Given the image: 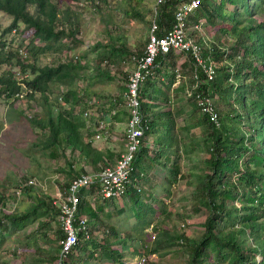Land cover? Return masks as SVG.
<instances>
[{"label": "trees", "instance_id": "16d2710c", "mask_svg": "<svg viewBox=\"0 0 264 264\" xmlns=\"http://www.w3.org/2000/svg\"><path fill=\"white\" fill-rule=\"evenodd\" d=\"M72 1L0 0V11L12 18L3 31L17 30L23 23L22 31L30 36L26 44L21 43V46L13 49L9 46L6 48L5 41L0 39V65L8 64L6 69L0 71V98H3L8 108L16 109V103L28 102V107L32 109V104L35 106L32 101L34 94L40 93L44 102H50V94L59 86L63 87L64 90L55 99L67 107L60 104L56 114L51 113L50 109H45L42 115L26 116L23 110L18 111V114L33 127L48 132L44 142L54 147L51 151L53 154L49 153L52 158L58 156L55 147L61 146L69 152H76L79 159L88 160L92 166L101 162L102 169L107 166L105 159L111 157V152L106 155L90 140L92 133L89 131L97 127V122L94 124L89 117H84L83 112L97 109L80 96L83 91L77 85L79 78L85 74L87 64L80 58L60 59L50 64L37 63L38 54L45 51L70 49L67 39L74 38L78 32L79 20L75 19L78 15L72 13L69 7L64 10L61 8ZM177 4L178 0H165L156 4L157 34H162L170 27ZM200 20H204L209 27L208 38L201 31L193 29ZM185 26L192 28L189 34L201 44L202 56L214 63L213 75L207 78L202 67L194 65L188 54L181 51L170 48L157 55L154 70L157 65L160 66L162 79L156 78L153 70L142 83L139 94L140 112L148 120L149 127L142 138L140 150L131 162L123 198L108 199L114 203L121 202L120 199L125 201V208L117 206L116 213L126 210L134 219V224L119 236L117 228L109 222L104 223L100 216L106 205L93 208L87 198L94 192L100 195V186L92 184L82 188L77 218H86L88 235L85 231L80 232L64 264H103L104 261L128 264L121 261L124 253L115 247L116 243L121 242L117 237L123 239L121 243L129 245L131 255L138 257L162 254L177 245L185 234L155 226L160 218H166L165 215L169 218L166 197L156 194L153 189H145L141 182L147 177L152 165L165 153L169 159L168 186L175 182L182 176L179 166L181 153L187 156L193 148H197L199 141L205 152L201 158L205 168L194 169V166H190L186 183L193 186L199 203L207 213L201 222L203 231L200 238L185 242L184 249L189 251L186 264H205L208 256L212 257V264H264V0H201L187 15ZM194 33H198V38ZM121 45L126 47L124 43ZM20 48L27 51L25 57L20 54ZM115 50L123 53L128 51L126 48L121 49L120 44H104L99 59L112 60ZM141 52L128 55L132 66L134 64L130 55ZM182 53L186 60L180 65L189 68L194 80L190 87L193 89L192 94H184V98L190 102L192 113L197 115L191 122L188 121L191 118L185 119V123L177 129L176 118L181 110H172L169 92L183 90L184 83L175 82L178 73L175 63ZM100 63V60L96 62V68L102 74L107 73L106 69H100ZM16 69L29 72L30 76L23 78L25 87L18 82ZM194 83L195 88H192ZM20 92L25 94L22 97L15 96ZM125 92L124 87L122 93L125 95ZM194 93L212 99L218 114V127L201 113L195 103ZM124 95L122 99L125 103ZM116 101L118 98L111 101L108 109L110 112L107 116L110 119L119 115ZM80 102L82 113L77 114L75 106ZM124 114L125 118H115L127 120V110ZM198 125L204 126L203 137L185 141V132ZM157 130L165 136L162 141L156 140L159 148L151 154V147L145 144ZM72 164L69 161L67 181L63 183L62 192L66 191L73 179L84 173L83 169L71 167ZM31 186L21 188L24 195L33 197L31 204L24 210L5 212L2 207L8 195L0 193V248L11 235H19L20 231L29 227L26 238L32 240L33 250L42 251L39 257L44 261L41 262L55 264L63 232L60 226L55 227L51 234L45 228L52 226L51 223L58 218L59 208L50 196L32 193ZM100 225L106 231L99 229L101 234L97 236L93 233L94 228ZM149 228L155 229L157 234L147 247L145 235ZM40 239L49 242L48 246L41 248L38 245ZM257 256L261 257L259 262Z\"/></svg>", "mask_w": 264, "mask_h": 264}, {"label": "rangeland", "instance_id": "374dc122", "mask_svg": "<svg viewBox=\"0 0 264 264\" xmlns=\"http://www.w3.org/2000/svg\"><path fill=\"white\" fill-rule=\"evenodd\" d=\"M156 3L157 0H74L69 4H64L61 8L62 10L69 7L72 13L78 15V18H75L79 20L78 32L74 38L69 37L67 39L70 49H64L60 52L45 51L38 54L37 63L41 65L44 63H55L60 59H82L87 64V67L85 68L84 76L79 78L77 83L78 87L83 91V93L80 92V96L84 97L83 99H96L102 105H105L97 109L100 115L102 114L100 112H103V116L101 115L100 117H106L109 114L110 111L108 112V109L111 105L108 104L110 100L118 97V101L115 102L119 111L118 117L125 118L126 105L121 93L122 88L125 87L127 74L132 68L128 55L131 52L135 53V51L143 50L147 35L150 32L151 20L155 17ZM71 16L75 17L74 14H71ZM258 18L261 19L262 16H258ZM11 19V16L0 11V39L5 41L6 48L9 46L13 49L21 46V43L26 44L30 36L27 35V32L22 31L23 23H20L17 30L4 32V28L11 22ZM66 26L68 27L69 24ZM191 31L192 28L188 26L187 32L190 33ZM198 33H194L197 38L199 36ZM201 33L208 38L209 27L206 23L201 27ZM123 43L128 51L123 53L115 50L111 56L113 57L112 60L99 59V52L104 44H120V48L125 49L121 45ZM179 56L185 57V54L182 53ZM180 57L175 63V68L178 72L175 76V82H183L184 87L182 91L177 93L169 92L172 110H181L180 115L176 118L177 129L185 123V119L191 118L188 120L191 122L197 115L192 113L190 102L184 98L185 89H190L194 80L189 68H184V66L180 65ZM99 60L101 61L100 69H106L107 73L102 74L96 68V62ZM7 67L8 64L3 63L0 65V71ZM58 93L61 92H58L56 88L51 94L52 101L50 100V102H44L40 93H36L34 94V100H32L35 104V106L32 104V109L28 107V102H18V104H15L16 109L8 108L9 112L6 117L3 111L7 104L2 97L0 98V193L5 196L8 195L4 203L5 212L27 208L33 201L32 193L48 195L55 203H59V196L64 189L63 183L67 181L66 178L69 172L68 162L73 158L69 154V150L61 146L55 147V150L58 151L56 152L58 156L52 158L50 154H53L51 151H53L54 147L47 146L44 142L48 132L33 127L25 118L21 119L18 114V111L23 110L26 116L33 114L42 115L45 109H50L51 113L56 114L61 104L59 100L56 101L55 99ZM78 104V106H75V112L81 114V102ZM61 105L67 107L65 104ZM112 120H116V118L112 117ZM121 126L122 124H114L118 137L124 138L120 129ZM203 134L204 126L198 125L185 132L184 140L193 139L192 141H195L202 138ZM164 136V133L160 130L152 134L150 142L151 154L159 148L156 140L162 141ZM121 143L122 140H116L112 146L114 152L121 150ZM201 146L202 144L199 141L197 148L195 150L193 148L187 156H183V153H181L179 166L182 176L175 179L172 184L169 183V186V159L167 160L166 153L152 165L147 177L141 182L145 189H153L156 194L165 196V201L168 203L169 218L165 215L166 218L163 220L160 218L155 226L173 229L178 234L183 233L186 235L169 251L165 250L162 254L145 256L146 261L144 264H186L189 251L184 249L185 242L187 240L197 241L200 238V234L203 231L201 222L207 212L199 203L193 186L188 185L186 179L188 178L187 173L190 166H194V169L197 167L205 168L201 162V158L205 154ZM29 180L35 181V184L31 186V196H26L21 191L15 208H11L10 202L14 200L17 186ZM165 188L169 190L167 191ZM120 200L121 202L106 204L104 209L106 208L107 210L101 212L100 216L104 223L113 224L119 231V236H122L125 230L134 224V219L128 215L126 210L120 214L114 211L117 206L123 207L126 204L125 201ZM58 223L57 218L55 222L51 223L52 226L48 229L45 228V231L51 234L55 227L60 226ZM99 229L106 231V229L102 228V225L100 227L96 226L93 233L97 236L101 234ZM28 230L29 227L24 231H20L19 235H11L3 243L0 248V264H50L47 261L41 262L44 261L40 260L39 257L42 251L33 250L32 240L26 238ZM156 234L157 231L155 229L149 228L147 230L145 235L147 247L150 246L153 236ZM117 240L124 242L120 237H117ZM121 242L115 244V247L124 253L121 261H125L128 264L138 262V256L129 253V245ZM48 244L49 242L43 239L38 242L41 248L47 247ZM212 261V257L208 256L205 264H212ZM102 263L111 264L109 261Z\"/></svg>", "mask_w": 264, "mask_h": 264}, {"label": "built area", "instance_id": "2783aa9c", "mask_svg": "<svg viewBox=\"0 0 264 264\" xmlns=\"http://www.w3.org/2000/svg\"><path fill=\"white\" fill-rule=\"evenodd\" d=\"M164 1L157 0L156 4ZM200 1L178 0V4L173 12L171 25L162 34H157L159 27L156 21L157 9H155V17L151 21V28L144 49L139 54L130 55V60L134 66H132L130 72L127 74L125 82L126 92L124 98L128 116L124 126V150L112 164L105 166L101 170H98V172L82 174L73 179L66 191L60 194L59 203L56 204H58L59 208L58 222L63 236L59 240L60 250L55 264H64L67 254L77 243L81 231H85L86 235H88L86 218H77L80 190L88 185L98 184L100 186V195L103 199L119 198L125 191L129 180L131 162L140 150L142 138L149 127L148 120L140 112V89L144 80L153 73L157 55L168 51L170 48L181 51L188 54L194 65L202 67L207 78L213 75L214 63L202 56L201 44L187 32L185 26L187 15L199 5ZM204 24L205 21L200 20L193 26V29L201 31V27ZM19 52L23 57L27 55V51L24 49L20 48ZM15 73L20 85L25 87L23 78H28L30 76L29 72H22L20 69H16ZM192 88H195V83ZM192 90L187 89L185 94L191 95ZM24 94L25 92H20L15 96L22 97ZM194 99L201 113L207 117L210 123L218 127V114L212 99L200 93H194ZM111 114H113V111ZM83 115L84 117H90L91 112L88 110L84 111ZM109 122V120H98L96 127L98 132L97 137L107 133ZM32 184H35V181L29 180L20 184L15 190V197L20 195L21 188ZM260 260L261 257L257 256V261L259 262ZM145 261V256L138 257V262L141 264H144Z\"/></svg>", "mask_w": 264, "mask_h": 264}, {"label": "crops", "instance_id": "0c3cea01", "mask_svg": "<svg viewBox=\"0 0 264 264\" xmlns=\"http://www.w3.org/2000/svg\"><path fill=\"white\" fill-rule=\"evenodd\" d=\"M153 20V19H152ZM151 20V21H152ZM144 49V48H143ZM135 52H139V51H135ZM186 58L183 56V57H180V62L183 63V61H185ZM186 63V62H185ZM160 66L157 65L156 66V70H154V73L153 75L156 77V78H160V80L162 79V70H159ZM58 92H62L64 90L63 87H58ZM60 90V91H59ZM187 89H185V92H186ZM59 94V93H58ZM123 93H121V97L123 98ZM118 98V97H117ZM50 100L52 99V95L50 94ZM87 104L88 105H93L96 107V109H100L101 107H104L105 105H102L100 102H98L96 99H88L86 98L85 99ZM114 100V99H111L110 100V103L108 105H111V101ZM52 101V100H51ZM32 102V101H30ZM25 103V102H24ZM34 103V102H33ZM8 106V105H7ZM9 110H8V107H5L4 111H3V114H5V117L7 116ZM100 113H103L102 111ZM112 113V111H111ZM101 115L98 113V110L97 111H92L91 112V115L89 117L90 121H92L94 124L96 122H98V120H102V121H106V120H109V124L107 125V133H105L104 135L100 136V137H97V130H96V126H94V128H92L89 132L92 133L91 134V137H90V140L92 141L93 145L100 149L102 152H105L106 155L109 154V152H111L110 154V158L108 159H105L107 164H112L115 159L118 157V155L124 150V138H119L118 135L116 134V129L114 127V124L115 125H120L122 124V126L120 127V129L122 130V135L124 136V125H125V122L126 120L124 119H121L118 118L116 120H112L110 119L111 117H108L106 116L105 118L104 117H100ZM115 117H118L115 116ZM114 118V117H113ZM89 122V120H88ZM117 122V123H116ZM115 129V131H114ZM122 140V143H121V150L118 151V152H114V150L112 149V146L115 144L116 140ZM151 137L148 138V141L146 142V146L150 147L151 144ZM67 152V151H66ZM69 152V151H68ZM69 154L72 156V160L71 162H73L72 166L76 169H83L84 170V173L83 174H86V173H91V172H98V170H101L100 168L103 166L101 162L97 163L96 166H92L88 160H85V159H79L78 158V155L76 152H69ZM69 163V162H68ZM96 194L97 193H93V194H90L87 198L88 200L92 203V207L93 208H97L98 206L100 205H109L112 203H114V201H111V200H108V199H103L99 194H97L98 196L96 197ZM18 201V197H14V200L10 202L11 204V208H15V205H16V202ZM5 208V205L2 207V209L4 210ZM101 208H98V210H100ZM106 211L107 209H103V211ZM13 211V210H11ZM102 211V212H103ZM115 212H117L116 209H114ZM95 229V228H94Z\"/></svg>", "mask_w": 264, "mask_h": 264}]
</instances>
